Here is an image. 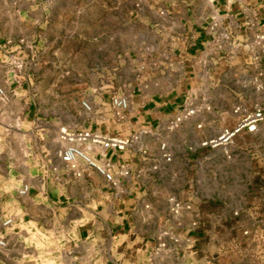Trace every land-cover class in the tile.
<instances>
[{
    "label": "crops",
    "instance_id": "crops-1",
    "mask_svg": "<svg viewBox=\"0 0 264 264\" xmlns=\"http://www.w3.org/2000/svg\"><path fill=\"white\" fill-rule=\"evenodd\" d=\"M177 5L150 0L146 8L126 10L136 19L133 23L123 17L124 0H0V89L5 98L0 96V264H195L190 256L199 253L264 252L250 245L254 241L237 243L243 229L254 237L264 231V200L251 197L253 170L243 166L244 150L236 155L234 139L218 140L242 114L235 113L234 103L203 101L209 91H228L236 46L243 48L264 31V0H180ZM125 25H133L130 42L143 43L140 50L128 51L133 59L125 55ZM145 32L156 36L146 38ZM10 52L26 62L47 53L58 63L83 57L86 71L98 82L89 83L93 89L78 103H67V120L52 119V105L43 99L49 95L29 88L28 67V82L7 80ZM126 60L132 71L144 72L121 92ZM63 75L76 73L59 70L54 78ZM98 85L114 89L110 95L129 93L123 120L109 108L110 91ZM188 110L195 112L191 118L166 130ZM61 127L120 137L149 131L124 152L103 153L115 166L127 165L138 174L123 185L126 193L117 198L92 170L80 179L63 171L58 180L45 175ZM161 144L170 162L160 159ZM155 164L160 167L152 171ZM23 185L29 191L20 196ZM172 199L191 210L173 216ZM196 212L200 225L189 233ZM34 236L41 246L32 243Z\"/></svg>",
    "mask_w": 264,
    "mask_h": 264
},
{
    "label": "rangeland",
    "instance_id": "rangeland-1",
    "mask_svg": "<svg viewBox=\"0 0 264 264\" xmlns=\"http://www.w3.org/2000/svg\"><path fill=\"white\" fill-rule=\"evenodd\" d=\"M148 1L150 0H124L125 13L123 17L125 21L126 19H131L134 23V21L136 20L128 13L126 15V10H128V12L130 13L132 11H135L136 9H141L143 7L146 8ZM171 1L177 2L178 5H180V0ZM5 19H7V17ZM8 26L9 25H6V27ZM125 26H129L126 27L125 31H123V45L125 55L127 56V58L128 56H131V58L133 59L134 56L132 55V53L128 54V51L133 49L134 51L140 50L143 43L130 42V32H134V29L131 30V28H133V25ZM135 26L137 29L140 28L139 24H135ZM137 32L139 31L135 30V33ZM144 34L146 38H152L154 35L153 33L148 32H145ZM150 43L151 45H158L159 42ZM108 44L109 47L113 46V42H108ZM235 51L236 56L233 63L234 70L228 76L226 75V80H228V82L230 83L228 91L225 92L222 89L209 91L208 94L203 95V101L229 102L236 104L237 108H239L237 114L240 112L242 114V116L237 119V121H239L245 114L253 112V110L255 109H261L264 112V57L260 56V53L251 45V42L243 48L236 46ZM162 54L163 53H159L158 56H160L161 58ZM64 58L67 59L66 56ZM53 59L55 58H52L49 53L43 55L41 54L38 56V59L33 58V60L28 57L29 62H26V64L30 69V74L32 73V84L29 85V88L33 90V94L35 88L37 87L40 91H44V93L42 94L44 97L45 95H49L48 97L43 98L45 103L48 102L49 105H52V108L48 113H51L52 119L56 118L64 121L67 120V118L71 114L69 112L70 108L67 106V103L70 102L71 99L75 103H78L85 94H89L91 92V89H93L89 85V83H96L98 82V80L93 79L89 76V71H86L89 64L84 63L83 57H77V60L75 62L70 63L66 62L67 60L65 62L58 63L56 61L57 58L56 60ZM108 64L110 65L111 63L108 62ZM67 69L73 70L76 75H63L62 78H54L55 73H59V70L66 73ZM140 72H144V70L137 72L132 71L130 63L127 60L125 61V83L123 84L122 88H120L121 92L127 91L131 86H134L130 85L129 82L135 79V77H138L140 75ZM221 72H226V70H223ZM36 75L38 76V78H36ZM26 81L28 82V80ZM99 88L110 91L106 93L109 96H111V93L115 92L111 87L104 88V86L98 85L97 89ZM74 117L77 122H79L81 119V117L78 116V113H76ZM237 123L238 122H236V124ZM232 139H234L233 141L235 142L234 144L236 148V155H238V152H240L241 150H244L245 152V160H243V166H249L253 170L252 185L253 187H255V189L251 192V197L256 199L261 198L262 200H264V191L261 194L259 192V188H264V121L259 123L255 131L251 132L250 134L244 133L242 131L241 133L235 135ZM239 147H243V149H240ZM237 215L239 217V214ZM244 231H246V229H243L241 235L237 239V243L239 245L243 246L248 241H254L250 243V245L260 246L263 248L262 250H264V231H259L256 237H254L255 234L253 233L251 236H249L248 234L244 235ZM31 241L37 246H41V243L39 240H37L36 236L31 238ZM227 242L228 240H223L222 243L224 245H227ZM229 242H231V240H229ZM190 257L191 263L195 264H264V252H258L251 255H233L230 251H223L222 253L212 255L199 253Z\"/></svg>",
    "mask_w": 264,
    "mask_h": 264
},
{
    "label": "built area",
    "instance_id": "built-area-1",
    "mask_svg": "<svg viewBox=\"0 0 264 264\" xmlns=\"http://www.w3.org/2000/svg\"><path fill=\"white\" fill-rule=\"evenodd\" d=\"M216 24H213L211 30H214ZM251 45L258 50L261 57H264V31L256 32L251 40ZM8 78L9 82L20 83L26 80L27 64L26 60L18 56L15 53L8 54ZM1 100H4L2 90L0 89ZM130 96L128 92L118 95L113 94L109 99V108L113 116L117 120H123L128 107ZM82 106L84 110L90 111L91 106L88 102H83ZM239 111V108L235 110V113ZM193 110L183 111L179 115L170 121L167 126V131H173L178 128L183 122L188 120L194 115ZM264 121V112L261 109H255L253 112L245 114L235 125L230 129H225L222 135L218 138L221 142L230 141L235 135L242 130L247 132L255 131L257 125ZM149 131L141 129L139 132L132 134L128 137H120L117 135H111L104 132L93 131L91 129H78L61 127L57 134L58 148L54 153V160H50V164L44 168L45 175L52 174L55 180L61 177V171L68 173L72 179H80L85 170H92L99 174L109 186L114 190V195L117 198L126 193L124 184L130 180H136L138 174L133 175L130 168L127 165L115 166L114 163L103 155L104 152L111 150L113 152H124L129 148H132L138 143L140 138L148 134ZM210 143H216L212 141ZM161 154V160L164 162H170L171 155L168 153L165 144L159 146ZM139 153L143 156H147L145 150H139ZM159 165L155 164L151 167L152 171H157ZM29 191L28 186L23 185L18 190V195L25 196ZM191 210L190 206H183L178 200L172 199L170 201V213L173 216H180L182 210ZM237 216V214H234ZM11 219H8L4 224L9 225ZM200 222L198 220V213H195V220L190 224L188 232H195L199 228ZM264 230V224L262 226ZM244 235L249 234L246 230ZM168 233H164L163 236H168ZM3 241H0V246H3ZM164 247V243L159 245Z\"/></svg>",
    "mask_w": 264,
    "mask_h": 264
}]
</instances>
